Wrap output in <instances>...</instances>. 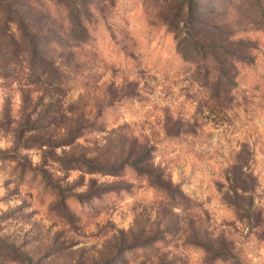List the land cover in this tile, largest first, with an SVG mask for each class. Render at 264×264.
<instances>
[{"label":"rangeland","instance_id":"1","mask_svg":"<svg viewBox=\"0 0 264 264\" xmlns=\"http://www.w3.org/2000/svg\"><path fill=\"white\" fill-rule=\"evenodd\" d=\"M35 1L63 78L0 62V264H264V0H200L221 65L155 2L94 0L83 46Z\"/></svg>","mask_w":264,"mask_h":264},{"label":"trees","instance_id":"2","mask_svg":"<svg viewBox=\"0 0 264 264\" xmlns=\"http://www.w3.org/2000/svg\"><path fill=\"white\" fill-rule=\"evenodd\" d=\"M49 1L52 6L64 7L67 11L66 31L76 45H89L90 40L84 19L89 20L88 18L92 16L98 3L94 0ZM145 2L156 3L155 17L177 38V54L184 64L195 63L201 57H207L208 53L212 54L215 63H221L213 51L215 47L220 48L219 28L210 26L209 11L203 7L200 0H146ZM33 3L37 2L35 0H0V62L3 67L11 66L15 69L26 61V67L33 71L32 75L48 81L55 89H61L63 75L58 72L60 67L51 59L46 58L43 52V43L51 40L50 37L44 35V32L48 35L52 33L48 22L53 23V17L46 14V21L35 17L34 15L41 14V11L34 7ZM3 19H5L4 26L1 24ZM10 22L17 26V35L8 30ZM47 25L48 30H46ZM9 61L12 63L10 64ZM222 71L223 69L219 66L217 68L218 78L224 77ZM226 82L231 87L234 84L228 78ZM223 88L226 87L223 86ZM90 166L97 171L102 169L98 165L90 164ZM48 185L53 189L50 184ZM2 244L7 245L4 241ZM219 255L236 258L229 250ZM214 258L219 257L216 255Z\"/></svg>","mask_w":264,"mask_h":264}]
</instances>
